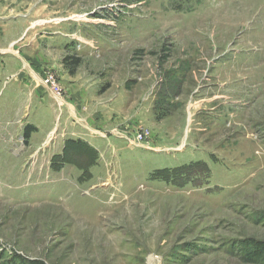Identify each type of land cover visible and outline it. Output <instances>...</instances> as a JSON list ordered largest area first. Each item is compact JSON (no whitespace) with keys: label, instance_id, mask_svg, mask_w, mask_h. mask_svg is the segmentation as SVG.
<instances>
[{"label":"rangeland","instance_id":"obj_1","mask_svg":"<svg viewBox=\"0 0 264 264\" xmlns=\"http://www.w3.org/2000/svg\"><path fill=\"white\" fill-rule=\"evenodd\" d=\"M173 2L0 0V264H250L264 0Z\"/></svg>","mask_w":264,"mask_h":264},{"label":"trees","instance_id":"obj_2","mask_svg":"<svg viewBox=\"0 0 264 264\" xmlns=\"http://www.w3.org/2000/svg\"><path fill=\"white\" fill-rule=\"evenodd\" d=\"M195 1L197 0H174V2L172 3V8L176 11H183V10L185 11V10L191 9L189 7ZM79 65H80V60L74 62L73 68L70 70L71 74L75 73ZM27 137L28 136L25 135L26 141H27ZM198 172H199L198 170H193V171H190L189 173H184V174L179 173V174L191 177L194 173H198ZM158 175H161V173H159ZM166 176H168V174H166ZM169 177L170 176H168V179ZM161 178L164 180H168L167 178H164V177H161ZM249 244H250L249 252L245 254L243 259L247 263H250V264H264V242L251 241ZM2 259L3 257H0V261ZM4 264H44V263L41 261H37V260H27L21 256L15 255V256H12L9 260L5 261Z\"/></svg>","mask_w":264,"mask_h":264},{"label":"crops","instance_id":"obj_3","mask_svg":"<svg viewBox=\"0 0 264 264\" xmlns=\"http://www.w3.org/2000/svg\"><path fill=\"white\" fill-rule=\"evenodd\" d=\"M11 63H14V61L12 60ZM17 83H18V84H16L15 86H11L10 88H9V87L6 88V89L9 88V90L11 91V92H8V96H7V99H6V103H8V104H9V102H10L12 96L16 99L17 102L22 101L23 103H26V102L24 101V96L19 92V91H22V90H20V89H18V88L26 89L28 85L25 84V83L19 85V82H17ZM22 87H23V88H22ZM24 87H25V88H24ZM33 89H34V92L32 93L33 96L36 95L37 92H38V93H41V92H40L41 90H40L38 87H36V88L33 87ZM35 90H37V91H35ZM11 93H12V94H11ZM11 95H12V96H11ZM34 98H36V96H34Z\"/></svg>","mask_w":264,"mask_h":264}]
</instances>
